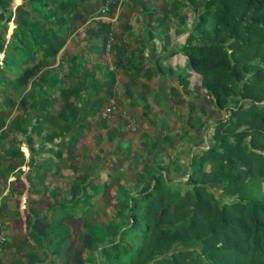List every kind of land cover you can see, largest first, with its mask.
Wrapping results in <instances>:
<instances>
[{
  "label": "crops",
  "instance_id": "1",
  "mask_svg": "<svg viewBox=\"0 0 264 264\" xmlns=\"http://www.w3.org/2000/svg\"><path fill=\"white\" fill-rule=\"evenodd\" d=\"M34 1L29 0V4ZM36 1L33 4L36 11L25 6L32 15L31 20L37 18L42 22L43 19L47 26L53 25L56 29L57 9L60 4L73 0ZM43 2L49 4L39 7ZM93 2L101 4V0H86L61 13L63 24H60L57 39L63 45L28 85L14 89L10 96L0 89V186L6 191L2 217L8 233L2 264H49L43 260L48 255L50 234L36 230L41 228V222L49 224L56 220L57 211L51 212L53 205L71 202L73 181L86 173L89 175L86 185L90 183L88 172L68 171V159H72L81 138L88 132L101 138V148L104 145L114 147L117 143L123 147L134 143L137 147L144 141L143 137L148 136L149 148L144 147L147 153L140 155L143 159H149L163 147H172L169 161L164 163L156 158L147 162L154 164H149L147 173L151 170V178L146 183L160 172L170 179L166 177L168 165H171L168 173L174 175L170 181H180L181 176H188L193 168V155L213 144L214 115L229 112L211 105L205 89L200 86V76L180 52L189 34H194L198 15L203 11V0H124L114 6L108 16L97 15ZM19 7L13 13L16 14ZM22 12L20 9L17 13L16 26ZM22 18L26 21L25 17ZM15 28L9 36L6 30V44ZM109 34L114 38L111 50L105 48ZM6 44L0 52V60L7 50ZM11 54V78L18 76L26 65L36 62L40 55L21 49ZM186 74H189L188 94L183 92L178 79ZM2 76L0 70V78ZM76 85L83 90L78 98H69L71 107H67L61 87L71 89ZM109 98L115 99L116 109L109 118H103L100 113ZM121 111L132 116L136 127L144 120V129L142 127L136 134L126 133ZM209 111L212 117L207 116ZM49 118L70 123L72 131L55 138L53 143L46 142L54 128L47 121ZM38 122L42 124L39 135L36 130ZM79 127L80 134L73 139ZM102 159L96 157L94 160ZM132 161L128 160V165H134ZM108 172L103 182L118 180L112 176L115 173ZM86 185L79 194L75 192L76 198H84ZM126 194L131 196V192ZM41 199L50 204L45 213L47 207H35ZM51 201L60 202L53 204ZM66 211L64 208L61 213ZM29 230L42 237V242H35L28 235ZM59 243L60 240L56 242Z\"/></svg>",
  "mask_w": 264,
  "mask_h": 264
},
{
  "label": "trees",
  "instance_id": "2",
  "mask_svg": "<svg viewBox=\"0 0 264 264\" xmlns=\"http://www.w3.org/2000/svg\"><path fill=\"white\" fill-rule=\"evenodd\" d=\"M12 1L0 0V52L6 44ZM80 2L86 0L60 4L56 29L43 19L31 20L29 11L22 14L26 21L19 17L0 60L3 93L10 96L14 89L28 85L55 58L63 45L57 39L61 13ZM202 8L194 34H189L180 52L200 76L211 105L229 114L214 123L213 144L193 155L185 185L167 182L160 172L127 200L117 199L120 210L127 211V225L116 224L111 238L94 235L87 264H264V194L261 199L242 197L250 181L264 182V0H203ZM20 49L40 55L11 78V53ZM188 76L178 78L186 94ZM82 90L80 85L61 87L67 107H71L69 98H78ZM47 121L54 127L48 143L72 131L68 122ZM37 125L39 135L42 124ZM79 134L80 127L73 139ZM207 165L209 169H204ZM88 181L86 173L73 181L71 202L53 205L52 214L78 205L82 200L75 192ZM210 184L223 185L225 194L236 198L220 204L209 191ZM28 235L35 242L42 240L33 230ZM176 243L184 249L172 251Z\"/></svg>",
  "mask_w": 264,
  "mask_h": 264
},
{
  "label": "rangeland",
  "instance_id": "3",
  "mask_svg": "<svg viewBox=\"0 0 264 264\" xmlns=\"http://www.w3.org/2000/svg\"><path fill=\"white\" fill-rule=\"evenodd\" d=\"M35 3H37L36 0L33 4ZM33 4L30 5L29 0H16L11 4L10 8H12V18L7 28L8 36L16 27L15 22L19 10L21 9V11L23 10V12H25L27 10V7L25 6H28L36 11V6ZM93 4L97 7L96 14L98 15L99 5H96V2H93ZM18 6L21 7H19L18 11H16V14L13 13ZM111 49L112 46L110 50ZM113 65L114 64H111L112 67ZM227 114H229V112L222 111L220 114L214 115L213 121L226 117L228 116ZM207 116H213L211 111L208 112ZM143 121L144 120L141 121L140 125H138L136 121V130H131L125 127L127 131L126 133L136 134L139 129H142ZM128 138L130 139L132 137ZM143 139L144 141H141L137 147L133 145L134 143L125 147H123L120 143H117L114 147L112 145H104V147L101 148V145L99 144V141L101 142V138H97L96 133L88 132L86 136L81 138L77 149L74 151L72 159H68L70 162L68 171L71 173H75L76 171L88 172L91 176L90 183L85 186L86 189L83 193L84 200L79 199V202L81 200L82 201L77 205V208L74 207L72 208L73 210L67 208L65 214L61 213V211H57L54 216V219H56L55 221L51 220L49 224L41 222V228L36 230L38 233L47 235L50 234L48 240V255L44 257L43 262L46 261L49 264H87L85 259L88 256L89 246L94 235H105L107 238H111L112 228L116 224H121L122 226L127 225V211L120 210L117 199L121 198L120 200H127L129 198V195L126 194L127 191L131 192V195L135 194L148 180H150L151 170L147 173L148 167L149 164L151 166V164L153 165L154 163L148 164L147 162L157 158V161L161 160L165 163V161H169L168 158L170 159L171 156L169 153L172 152V147H163L162 151H156L154 153L155 155L151 156L149 159L148 157L143 159L140 155L142 153L146 155L147 153V151L144 150V147L147 145V148H149V143L147 142L148 136L143 137ZM92 143L94 144L92 145ZM212 143L213 139L211 141V144ZM114 152H116L115 157L113 155ZM96 157L99 159L103 157V159L102 161H95L94 159ZM138 158L142 159L140 160ZM132 159V162L135 164L130 166L127 161ZM165 169L167 171L166 177H170V179L174 177V175L168 173V170L171 169V165H168ZM204 169H209V166H205ZM108 171L112 174L115 173V175L112 176L113 178H118V180L114 181L113 179L111 183H105V181L103 182V180L107 179V173H109ZM186 171L187 168H185V172ZM108 175L110 176V174ZM187 178V174H183L180 181L175 179L171 181L170 179L168 180L173 185H185ZM67 179L69 180V178ZM121 180H123V182H121ZM223 187V185H208L209 191L215 194V197L219 199L220 204L234 201L236 195L225 194ZM263 194L264 182L261 180H255V182H249L246 193L243 194L242 197L244 199H261ZM49 195L52 194L50 193ZM43 200L44 199L39 200L35 207H38L39 209L42 208V206H45V208L47 207L46 210L43 211L45 213L50 204L49 201ZM51 202L54 204L56 201ZM59 202H56L55 204H58ZM132 239L134 240V237H132ZM59 240L60 243L56 244ZM196 248L199 249L198 246ZM178 249H184V247L181 244L176 243L172 251ZM169 253H167V255H169Z\"/></svg>",
  "mask_w": 264,
  "mask_h": 264
},
{
  "label": "built area",
  "instance_id": "4",
  "mask_svg": "<svg viewBox=\"0 0 264 264\" xmlns=\"http://www.w3.org/2000/svg\"><path fill=\"white\" fill-rule=\"evenodd\" d=\"M123 1L124 0H101V4L99 5V8H98V15L107 16L114 6L120 5ZM113 41H114V38L112 34H109L107 37V42H105L106 43L105 48L107 50L111 48ZM115 109H116L115 99L109 98L106 106L102 109L100 115L103 118H109L113 114ZM120 116L125 121L128 129L136 130L135 121L133 120L132 116L129 113H127L126 111H121ZM5 193L6 191L2 189L0 186V264H2L3 254L5 251V245L8 241V233L6 231L7 227L2 217V205H3L4 198L6 196Z\"/></svg>",
  "mask_w": 264,
  "mask_h": 264
}]
</instances>
